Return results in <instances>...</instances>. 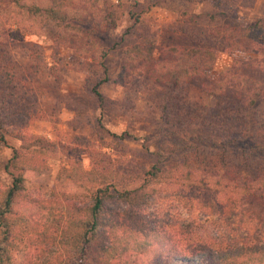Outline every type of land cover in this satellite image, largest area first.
I'll return each mask as SVG.
<instances>
[{"label": "trees", "instance_id": "1", "mask_svg": "<svg viewBox=\"0 0 264 264\" xmlns=\"http://www.w3.org/2000/svg\"><path fill=\"white\" fill-rule=\"evenodd\" d=\"M0 1L4 3L3 8L0 5V144H5L9 117L30 119L36 108L27 104L29 98L14 106L24 95L20 87L29 89L31 84L3 59V50L21 39L34 19L62 29L69 26L70 8L66 0ZM187 1L209 3L211 21L239 9V0ZM130 15L132 23L120 42L131 39L133 27L141 21L139 11ZM114 25L111 20L106 27ZM206 34L219 38L227 52L255 56L235 60L233 68H225L212 80L217 56L212 47L169 45L155 55V38L146 33L122 48L115 81L125 88L140 84L146 103L161 109L159 140L153 148L142 144L130 150L133 158L147 160L133 166L110 161L103 150L87 148L90 169L82 175L74 164L70 174L75 182L91 183L82 206L68 205L62 211L43 200L22 202L25 176L45 165L55 145L34 136L36 147L12 148L1 166L11 183L0 194V264H54L26 255L16 262L14 251L22 237L67 245L63 264H264V21L227 22L207 28ZM96 65L97 75H88L87 85L103 106L106 98L98 86L108 80V69L102 59ZM202 78L200 91L213 99L212 104L191 99L192 83ZM93 133L101 148L110 145L104 137H124L108 130L100 118ZM161 186L172 189V198L180 201L187 215L199 210L213 219L218 237L206 238L191 228L192 221L186 226H158L131 209L145 207ZM110 201L126 206L115 207Z\"/></svg>", "mask_w": 264, "mask_h": 264}, {"label": "rangeland", "instance_id": "2", "mask_svg": "<svg viewBox=\"0 0 264 264\" xmlns=\"http://www.w3.org/2000/svg\"><path fill=\"white\" fill-rule=\"evenodd\" d=\"M66 4L70 8L69 26L62 29L56 23L42 24L39 19H34L29 21L30 27L22 38L3 50V59L13 64L31 84L29 89L20 87L19 92L24 95L14 106H21L22 101L29 98L27 104L32 106V110L36 108V113L30 119L9 117L6 143L0 144L1 194L11 183V176L1 166L11 156L12 148L21 144L36 147L34 136H42L54 143V149L45 158V165L25 176L21 199L22 202L43 200L62 211L68 205L82 206L86 201L85 192L91 188V183L82 185L73 181L70 174L74 164L82 175L90 169L87 148L103 150L109 153L106 156L110 161H122L124 165L133 166L147 163V160L133 158L130 150H137L142 144L153 148L159 140L161 109L146 103L138 90L140 84L125 88L115 81L122 65L121 50L127 43L147 33L155 38V55L169 45L212 47L217 55L210 71L214 80L225 68H233L235 60L249 59L255 54L237 50L227 52L219 38L203 36L207 28L233 21H264V0H239L236 14L216 16L214 21L210 18L213 9L207 2L66 0ZM0 5L4 7L1 1ZM132 10L139 11L141 21L133 27L131 39L120 42L123 32L132 23ZM111 20L115 25L106 27ZM99 59L108 69V80L98 86L106 98L103 106L87 85L88 75H97L93 71L98 67ZM202 82L205 79L192 83L191 99L197 101L202 98L212 104L213 99L200 91ZM98 118L108 130L124 133L123 139L104 137L112 147L105 145L101 148L93 133L94 122ZM97 155L99 158L105 156ZM171 192L168 186L157 187L145 207L131 209L141 212L158 226H186L188 221H192L191 228L206 238L218 237V226L213 219L199 210H191L193 214L187 215V210L179 200L172 198ZM109 204L126 206L117 201ZM188 216L194 219L190 220ZM29 242L25 237L18 242L14 251L16 262L26 255L32 260L63 264L68 255L67 245L57 241L55 244L37 242L36 239Z\"/></svg>", "mask_w": 264, "mask_h": 264}]
</instances>
